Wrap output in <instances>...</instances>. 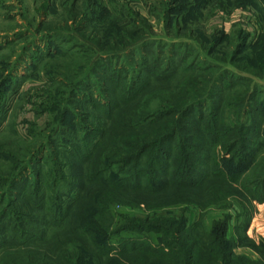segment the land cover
<instances>
[{"label": "rangeland", "instance_id": "obj_1", "mask_svg": "<svg viewBox=\"0 0 264 264\" xmlns=\"http://www.w3.org/2000/svg\"><path fill=\"white\" fill-rule=\"evenodd\" d=\"M174 54L176 63L184 58L188 72L154 84L142 107L146 102L154 110L170 111L207 97L197 115L186 117L188 124L181 126L189 139L197 127L193 118L210 115L220 106L226 122L244 121V107L264 102V0H0V178L11 176L17 159L19 165L21 160L32 163L42 150V168L54 170L57 145L73 143L80 136L72 132V124L89 111L80 100H88L89 92L104 91L103 77L121 70L133 75L139 63H148L151 57L166 67ZM212 90L221 95L212 99ZM253 93L258 99L252 100ZM98 99L105 102L103 93ZM173 120L169 117L167 123L140 131L138 136L157 139L174 127ZM217 153L224 165L229 155L220 146ZM33 170L26 171L32 181ZM57 170L50 181L59 170L70 175L67 165ZM3 189L0 185V192ZM132 199L109 204L111 244L116 251L121 242L139 240L156 248H180L185 232L176 233L178 226L168 221L181 224L182 217L188 230L200 223L211 231L214 223L227 220L228 235L237 244L234 253L245 255L250 246L237 234L242 226L245 234V220L252 209L241 190L206 208L191 203L152 208L136 205ZM156 220L164 223L165 231L122 230L132 223ZM87 262L97 264L93 258Z\"/></svg>", "mask_w": 264, "mask_h": 264}, {"label": "trees", "instance_id": "obj_2", "mask_svg": "<svg viewBox=\"0 0 264 264\" xmlns=\"http://www.w3.org/2000/svg\"><path fill=\"white\" fill-rule=\"evenodd\" d=\"M175 56L171 55L166 67L151 57L148 63H139L133 75L121 70L103 77L106 89L98 95L89 92L85 95L88 100H80L89 109L72 124V132L80 136L73 143L57 145L54 170L42 168V150L32 163L21 160L19 165L17 159L11 176L0 178L5 188L0 192V264H85L90 258L97 264H264V259L234 253L237 244L228 235L227 220L214 223L211 231L200 223L196 231L188 230L184 217V225L168 221V225L178 226L176 233L185 232L181 249L156 248L139 240L121 242L116 251L111 244L109 204L123 198L132 197L134 204L152 208L180 203L206 208L241 190L249 201L264 202V102L244 107L246 119L238 123L226 122L221 106L210 115L194 117L197 127L191 139L184 136L188 132L181 126L188 124L186 117L197 115L201 101L207 98L204 95L181 109L154 110L146 102L142 107L154 84L188 72L184 58L180 61L184 69L179 72ZM214 90L212 99L221 95ZM102 93L105 102L98 99ZM252 97L258 99L257 93ZM169 117L174 118V127L161 137L138 136L140 131L167 123ZM219 146L229 155L224 165L219 162ZM66 165L69 177L59 170L50 181L58 167ZM27 166L34 168L33 181L26 175ZM257 170L252 177L251 172ZM63 178L67 181L62 184ZM249 223L250 213L245 234L243 226L237 228V234L264 258V241L248 235ZM136 224L122 230L165 231L160 220Z\"/></svg>", "mask_w": 264, "mask_h": 264}, {"label": "crops", "instance_id": "obj_3", "mask_svg": "<svg viewBox=\"0 0 264 264\" xmlns=\"http://www.w3.org/2000/svg\"><path fill=\"white\" fill-rule=\"evenodd\" d=\"M248 235L258 241L262 239L264 241V202L259 203L256 200L252 201V209L250 212V223L248 228ZM245 255L252 260H263L256 250L253 248H246Z\"/></svg>", "mask_w": 264, "mask_h": 264}]
</instances>
